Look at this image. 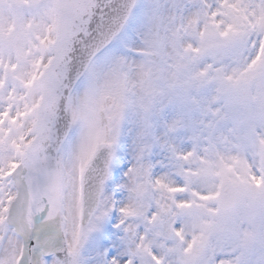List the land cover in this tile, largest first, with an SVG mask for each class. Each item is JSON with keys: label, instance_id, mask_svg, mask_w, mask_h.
<instances>
[{"label": "snow or ice", "instance_id": "6c2138e0", "mask_svg": "<svg viewBox=\"0 0 264 264\" xmlns=\"http://www.w3.org/2000/svg\"><path fill=\"white\" fill-rule=\"evenodd\" d=\"M0 264H264V0H0Z\"/></svg>", "mask_w": 264, "mask_h": 264}]
</instances>
